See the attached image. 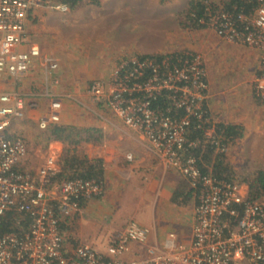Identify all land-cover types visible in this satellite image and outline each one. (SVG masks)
Masks as SVG:
<instances>
[{
    "label": "built area",
    "instance_id": "2783aa9c",
    "mask_svg": "<svg viewBox=\"0 0 264 264\" xmlns=\"http://www.w3.org/2000/svg\"><path fill=\"white\" fill-rule=\"evenodd\" d=\"M256 1L251 13L207 6L205 23L222 38L261 51L255 91L264 99V0ZM71 7L68 0H0V81L10 77L15 84L0 89V264H264V197H253L237 179L219 180L201 161L206 143L226 155L231 141L206 110V67L192 52L176 59L126 56L109 79L88 86L93 102L137 131L149 151L188 182L196 198L189 244L175 232L163 243L151 241V229L133 219L105 237V251L87 243L66 246L82 205L102 196L105 184L65 177L55 156L38 169L29 167L30 149L16 124L37 109L40 97L50 98V109L39 127L60 121L63 99L50 86L41 93L18 86L41 55L38 45L20 47L36 9L67 14ZM44 67L56 74L59 63L50 60ZM133 244L136 258L123 259Z\"/></svg>",
    "mask_w": 264,
    "mask_h": 264
},
{
    "label": "rangeland",
    "instance_id": "374dc122",
    "mask_svg": "<svg viewBox=\"0 0 264 264\" xmlns=\"http://www.w3.org/2000/svg\"><path fill=\"white\" fill-rule=\"evenodd\" d=\"M191 1L82 0L71 7L70 12L67 14H61L50 8H38L34 11L31 18H35V21L29 27L30 34L45 45L46 50L45 52L42 51L44 54L51 55V53H54L59 61L61 59L62 64L65 63L68 67L72 66L74 70L68 69V72L71 73L73 80L75 78L79 79L78 82L82 84V88L77 91L68 90L64 92L67 94L73 93L71 96L68 94L70 99L67 97L63 99V95L57 94L63 101H66L65 105H62L61 118L57 125L65 128L63 136L68 137L65 141L56 139L62 142L60 146H57L61 149L56 158L59 167H61L60 164L63 166L64 158L68 156L76 155L83 158L85 155L88 156L97 146L100 148V146L106 144V139L111 136L109 129L113 130L114 128L112 126H109L108 129L101 127L98 131V129H95L96 123H106L104 119L107 118L114 122L119 121L110 111L100 105H93L94 102L87 90L92 79H96L93 76H95L94 73H98V69L93 66L94 52H84L86 47L84 48L83 44L96 42L100 38H113L112 28L115 27L110 28V26L112 22L122 20L121 18L125 19L128 24V28L124 32L129 31L132 37L137 35L134 34L136 32H141V35L145 33L142 40H146L148 45L154 46L153 51L148 54H140L127 48L123 50L121 58L114 61L112 68L107 71L108 74L104 78L98 77L97 79H109L121 59L126 56L140 54L162 57L163 59H176L179 55L192 52L199 54L204 60L208 82L207 94L208 92L210 94L214 93L212 101H219L220 97L221 99L231 97L230 93L236 91V89L241 92L240 95L243 94L244 98L251 95V98H254V78L260 62L261 51L232 43L220 37L211 28L192 27L190 20L187 18ZM223 1L202 0L211 9L212 7L224 9ZM117 11H125L126 13L121 14L120 18H116ZM192 16H195V14H192ZM199 22L205 23L206 19L200 18ZM131 36L129 35V37ZM39 47L43 50V45H39ZM73 74H76V76L74 77ZM41 75L46 77L44 85L49 84L48 86H51V83L54 82L52 76L47 73ZM73 85H75V81H73ZM249 91L250 94H248ZM233 95L232 93V97ZM209 98L210 96H207L205 103L208 102ZM258 100L264 101V99ZM96 106L102 111L103 115L93 110ZM37 108V116L32 118L33 124L26 127L21 121L18 126L16 124L17 132L32 142L34 153L29 159V162H31L29 167L33 169H38L45 162L47 147L44 141L50 139L53 128V125L47 129L39 127V121L48 109L41 112L39 105ZM211 116L216 124L222 123L217 114H211ZM261 120L263 127L260 130L257 131V128L250 126L249 133L247 132L248 129L244 128L247 137L236 142L231 141L229 150L225 155L228 170L234 173L233 179L239 180L249 193L252 190L253 178L259 171H264V118H261ZM260 197H264V194L256 198ZM105 198L89 200L84 204L82 213L76 217L77 222L68 228L65 238V244L68 248H73L80 243H87L96 249L105 251L108 243L106 238L101 236L103 231L97 233V231L91 229L92 225H96L98 222L97 217L99 215L96 213L98 209L96 204H98V201L103 202ZM186 204L177 209L181 208L184 211L183 215L186 214L192 219L196 204L195 198H192L190 203ZM106 219V217H101L99 221H106ZM173 230L181 237V242L186 241L187 229L185 226L179 228L177 222L172 221L168 224L166 232L168 234ZM136 256L137 254L129 258V256L124 255L122 258L129 260L136 258Z\"/></svg>",
    "mask_w": 264,
    "mask_h": 264
},
{
    "label": "crops",
    "instance_id": "0c3cea01",
    "mask_svg": "<svg viewBox=\"0 0 264 264\" xmlns=\"http://www.w3.org/2000/svg\"><path fill=\"white\" fill-rule=\"evenodd\" d=\"M123 13L125 14L126 12L117 11L115 14L117 15L116 18H120V15ZM121 19L122 20L112 22L110 26V28L115 27L114 29L112 28L113 38H100L96 42L83 44V47H86L84 52H94L93 66L98 69V73H94L95 76L93 77H96V79L98 77L104 78L105 75L108 74L107 71L112 68L114 61H116L117 58L120 59L123 50L127 48L140 54H148L153 51L154 46L148 45L146 40H142V38L144 39L145 33L141 35V32H136L134 34L137 35L132 37L129 31L124 32V30H127L128 24L125 19ZM34 21L35 18L29 17L26 42L20 49L27 50L32 44H39L43 45V50L40 49V57L34 60L31 71L22 78L18 86L24 93L37 92L39 89L40 93L43 92V90L46 91L49 84L44 85V79L46 77L41 74L45 73L44 65H47V61L55 60L59 63V69L56 71V74L50 75L52 79L55 76L59 77V82L51 83L50 89L53 88L52 91L54 93L63 95V99H65V97L70 99L69 96L73 93H68V96V94L64 92L68 90L77 91L82 88V84L78 82L80 81L79 79L75 78L73 80L71 73L68 72V69L71 71L74 70L72 66L68 67L65 63L62 64L61 59L59 61L54 53H51V55L43 53L46 50L45 45L30 34L29 27ZM116 35L118 36L115 37ZM129 35L132 38L129 37ZM73 76L75 77L76 74H73ZM255 80L256 76L254 82ZM73 81H75V85H73ZM14 85L13 78L10 77H4L0 81L1 90L12 89ZM242 92L244 93V91ZM232 93L234 94L233 97ZM232 93H230L231 97H227L226 99H221L220 97L219 101H212L214 93L210 94L208 92L206 95V98L210 96L206 103V110L210 115H218L222 122L218 123L219 128H221L222 125H237L240 126L242 130H244V128H246V130L248 129L247 132L249 133L250 126L252 128H257V131L260 130L263 127L261 118H264V107L261 106H264V101L261 102V100H258L261 98L256 95L255 87L253 89L254 98H251L252 95L248 96V98H244L243 94L240 95L241 92L238 91V89ZM248 94H250V91ZM49 99V97H40L38 100L41 112L48 109L44 115H46L50 109ZM65 102L66 101H63L64 105ZM94 103L93 105H97ZM97 107L98 106L93 108V110L102 113ZM37 113L38 110L36 109H29L27 111L25 119L21 121L24 123V127L33 124L32 118L37 116ZM104 120L106 123H96L95 129L99 131L101 127L108 129L109 126H112L114 129H109L111 136L106 139L107 142L104 146H100V148L97 146L88 156H83L89 160L101 159L103 179H98L105 184L103 196L91 199L100 200L106 197L104 201L102 200L103 202L98 201V204H96V206H98L96 211L97 215H99L97 217L98 222L96 225H92L91 229H94L97 233L102 230L103 233L101 236L110 237L114 232L122 230L129 221L135 219L140 224L148 226L151 229V241L163 243L170 232H175V230L170 231L168 234L166 232L168 230V224L174 221L177 222L179 228L185 226L187 229L186 241L181 242V237L177 235L178 241L183 244H189L192 237L194 217L190 219L188 215H183L184 211L181 208H177L182 207L183 204L190 203V200L195 198V196L192 194V197L185 198V196H183L184 194H180L178 188H180V184L183 183L182 181L184 180L181 174L174 169H168L161 160L157 159L154 154L149 151L148 146H146V141L142 139L141 135L132 128L125 126L120 119L119 121L116 120V122L108 118ZM246 130L243 131L242 137H237L232 140V142L246 138ZM25 140L30 149L28 165L31 166L29 159L32 157V153H34L32 150V142L26 137ZM44 143L47 147L45 164L50 157L55 156L57 158L61 151L57 146H60L62 142L50 138L46 139ZM129 154L133 155V161H128L127 155ZM60 166L65 175L63 166L61 164ZM185 200L187 201L185 202ZM84 204L82 206H84ZM101 217H106V221H99ZM136 251L138 252L139 249L136 244H133V248L126 255L129 256V258L134 257Z\"/></svg>",
    "mask_w": 264,
    "mask_h": 264
},
{
    "label": "trees",
    "instance_id": "16d2710c",
    "mask_svg": "<svg viewBox=\"0 0 264 264\" xmlns=\"http://www.w3.org/2000/svg\"><path fill=\"white\" fill-rule=\"evenodd\" d=\"M97 1V0H93ZM165 1V0H163ZM71 6L74 7L77 4V0H68ZM257 6L256 0H224L223 8L225 11L230 13L238 12H253L254 8ZM206 7L207 4L203 3L202 0L194 1L190 3V9L187 12V18L190 20L192 27H206V23H200L199 19H206ZM215 9V7H213ZM195 14V16H192ZM140 55V54H139ZM143 56V55H141ZM158 102L164 103L162 99ZM221 129L225 131V135L229 141L234 140L237 137L243 136V130L237 125L221 126ZM65 128L61 125L54 124L51 130L52 135L50 138L60 139L65 141L66 138L63 136ZM225 155L221 153H215V147L206 143V151L204 152L201 161L206 164V168L212 167V174L216 176L219 180H232L234 173L228 170ZM63 169L65 172V177L67 178H95L103 179L102 176V161L101 159L89 160L88 158H81L76 155L68 156L63 161ZM72 173H70V172ZM180 184V194H184L185 198L192 197V190L190 189L187 181H182ZM189 187V188H188ZM188 188V190H187ZM251 195L253 197H258L264 194V171H259L257 175L253 178L251 183ZM178 195V194H177ZM180 196V195H178ZM187 200H185L186 202Z\"/></svg>",
    "mask_w": 264,
    "mask_h": 264
}]
</instances>
